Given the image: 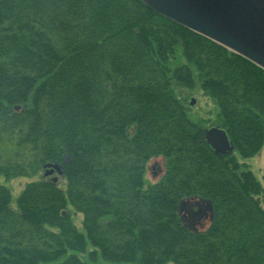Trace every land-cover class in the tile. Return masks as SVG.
I'll use <instances>...</instances> for the list:
<instances>
[{
    "label": "trees",
    "instance_id": "1",
    "mask_svg": "<svg viewBox=\"0 0 264 264\" xmlns=\"http://www.w3.org/2000/svg\"><path fill=\"white\" fill-rule=\"evenodd\" d=\"M195 83L233 152L214 153L176 94ZM4 133L24 153L0 158V176L59 162L65 187L28 182L13 208L0 183V264H90L88 243L118 264H264V189L237 159L264 143V70L140 0H0ZM204 202L197 228L183 210Z\"/></svg>",
    "mask_w": 264,
    "mask_h": 264
},
{
    "label": "water",
    "instance_id": "2",
    "mask_svg": "<svg viewBox=\"0 0 264 264\" xmlns=\"http://www.w3.org/2000/svg\"><path fill=\"white\" fill-rule=\"evenodd\" d=\"M167 19L253 62L264 70V0H140ZM191 104L194 99H191ZM214 153L233 152L234 146L219 125L204 130ZM42 177L62 174L59 162L42 164ZM56 182L57 177L51 178ZM205 202L199 207H205Z\"/></svg>",
    "mask_w": 264,
    "mask_h": 264
},
{
    "label": "rangeland",
    "instance_id": "3",
    "mask_svg": "<svg viewBox=\"0 0 264 264\" xmlns=\"http://www.w3.org/2000/svg\"><path fill=\"white\" fill-rule=\"evenodd\" d=\"M183 61V58L178 56L171 64L173 66L181 64ZM176 94L184 100L186 106H187V113L189 117L194 121H199L202 123V125L205 128H209L212 126H216L217 124V112L218 108L215 103V101L207 96L202 89L200 88L198 83H195L192 87H184L181 85H178L175 87ZM191 99H194V103L191 104ZM15 137L9 135V134H0V158L1 159H17L18 153H24V150L18 148ZM237 159L241 163H245V165L248 166V168L252 171L254 176L257 178V180L260 182L264 189V143L260 149V151L255 154L254 156L246 159H242L239 156H237ZM161 160L160 158L157 159H151L146 164V170L144 174V180L145 183H153L157 181L161 175ZM160 168V169H159ZM44 172V169L40 168L35 174L31 176H17L12 178H4L0 176V183L4 184L11 193V207H15V199L19 195V193L22 191L24 186L31 181H35L38 179H41L42 173ZM56 176L57 181L56 183L60 185L62 188L65 187V181L60 176L57 175L55 172L51 173L46 178H52ZM261 198V206L264 209V196ZM200 206V204H199ZM68 212L71 216V221L75 225V227L80 231L84 233V229L82 226V214L77 212L69 203H68ZM198 213L193 214L192 216H189V213L186 210H183V214L185 215V218L188 222H191L193 226L197 228H204L207 225L208 222V208L205 207H199ZM91 250L97 251V256L95 258H91L88 253ZM71 251H68L66 255L70 254ZM79 256L87 261L90 264H118V263H111L106 260H104L99 251L95 249L93 246H91L89 243L87 244V251L85 253L79 254ZM65 258V256L61 257L60 259L56 261H50L46 263H40V264H56L59 261H62ZM127 264H135V263H127Z\"/></svg>",
    "mask_w": 264,
    "mask_h": 264
}]
</instances>
